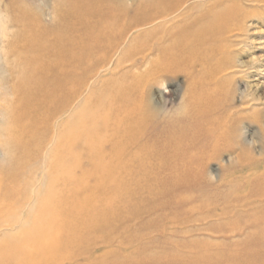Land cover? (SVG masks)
I'll return each instance as SVG.
<instances>
[{
  "label": "bare ground",
  "instance_id": "obj_1",
  "mask_svg": "<svg viewBox=\"0 0 264 264\" xmlns=\"http://www.w3.org/2000/svg\"><path fill=\"white\" fill-rule=\"evenodd\" d=\"M38 2L44 5L43 0ZM241 2L251 0H66L63 34L51 31L50 35L44 29L48 36H56L44 42L40 34L34 38L25 36L20 45L28 56L22 55L25 66L23 74L19 73L24 77L16 97L15 85L9 86L14 89L12 100H17V104H0V112L7 111L12 117L7 135L6 130L0 137V159L7 163L0 166V264H167L165 259H114L105 253L103 257L104 251L100 257L83 254L76 233L81 230L84 235L87 219L94 222L102 215L90 214L96 206L89 203L78 206L79 194L85 188L79 180L86 170L76 176L85 157L82 153L88 154L85 159L92 168L82 176L83 180L87 175L104 181L173 177L182 182L189 176L200 178L210 162H220L225 155L229 156L228 166L264 164V148L254 152L256 130L249 131V123L261 116L255 107L263 105L262 98L236 90L230 93L228 80L221 75L225 64L220 58L224 49L220 43L231 34L227 23L241 15L239 9L238 12L226 5ZM1 16L0 70L8 60L7 50L4 52L1 46L5 38H12L5 36L7 28ZM18 32H14L16 38L12 40H18ZM15 62L16 70L21 71V62ZM9 63L11 60L5 62L6 67ZM82 66L91 71L80 77ZM97 69L106 70L116 80L96 133L93 131L90 141L82 142V137H78L82 128L75 124L73 111L80 89L96 78ZM179 78L183 80L178 90L169 95L180 99L181 113L168 118L167 109L174 102L152 96V90L172 86ZM88 91L90 94L91 89ZM59 123L60 127L53 130L54 124ZM257 128L264 143V126ZM260 198H264V191L258 202L263 201ZM101 199L95 202L100 204ZM86 204L94 208L89 209ZM261 214L264 221V210ZM105 217L108 216H104V223ZM91 221L87 228L100 224L99 220L96 224ZM89 228L88 231L94 229ZM7 231L10 233H2Z\"/></svg>",
  "mask_w": 264,
  "mask_h": 264
},
{
  "label": "rangeland",
  "instance_id": "obj_2",
  "mask_svg": "<svg viewBox=\"0 0 264 264\" xmlns=\"http://www.w3.org/2000/svg\"><path fill=\"white\" fill-rule=\"evenodd\" d=\"M37 2L38 0H0V15H2V21L7 28L5 36L15 39L14 32H18L17 29H20L18 33H15L16 36L18 34L19 41L17 39L12 40V38H5L6 40L4 39L3 44L7 40H9V44H2L1 46L4 52L9 49V51L11 50L10 52H14L15 54H10L9 51V54L7 51L5 52L8 60L6 59L3 62V68L0 70V80H4L3 84H0V92L3 93H0V104L9 105V103L6 102V94L11 91L13 92L14 89L12 90L11 88L15 85L17 91L13 93L16 97L21 77H24L19 72L22 73V69H24L25 66L22 58L28 56L26 54L24 55V49L20 45L21 42L25 41V36H27L26 38H34V36L40 34L43 36L42 39L44 42L51 40L53 37L56 38L54 34H52V37L50 36L52 33L51 31H54L57 35L63 34L64 32L63 29L65 28L66 21L63 18L65 12L63 5L66 0H43L46 6ZM226 6L238 12L240 10L241 15L238 16L234 22L227 23L231 26V30L233 31L229 29L231 34L225 36V41L223 40L220 43V47H224V49H222L223 51H221L223 53L220 58L223 61L222 63L225 64V71H223L221 75L228 80L226 83L228 84L230 93L236 90L237 92L241 91L262 98L263 105L255 107V110L261 114L260 118L256 119V122L249 123V131L253 133L254 130H256L254 132V137L256 136L254 152L257 153L264 148L262 147L264 143L262 139L258 137L257 132V127H259V125L264 126V0H251L249 3H229ZM58 11L60 13H58ZM14 12H16L18 16ZM17 19H20V21ZM38 22L40 27L37 25ZM22 24L25 27H22ZM229 25H225V28H228ZM13 28L17 29L15 30ZM36 28H40L42 31ZM44 29L50 34L49 36L47 33H44L46 32ZM29 32L31 34L30 37L27 35ZM223 44L225 46H223ZM217 45L216 49L219 48ZM12 55L14 56L12 57ZM30 55H33V53ZM11 57L15 59L12 60ZM9 59L12 64H14L16 60H18V63H23V67L21 63V65L19 64V66H21V69L19 67L21 71L16 70L18 67L16 64H14L13 66L15 67H13L10 66L11 63H9L8 67H6L7 63L5 64V62L10 61ZM214 63L215 59L212 61V64ZM4 67L10 68L11 70H6ZM226 69L228 71H226ZM4 70L9 72L6 73ZM89 70L91 71L89 67L82 66L79 72L81 75L78 76H85L90 72ZM100 70L101 69H97L98 75L96 78L87 81L80 89L82 93L80 91L79 100L73 111L75 113L74 117L76 116L77 119L75 124L79 128H82L81 132L83 134L80 133V135H78L79 138L80 136L82 137L80 138L82 142L87 140L90 141L92 136L96 133L98 128L96 126L97 122L105 115L108 109L107 107H109L110 88L116 80V77L110 76L106 70L102 72H100ZM10 71L12 74H9ZM3 73L6 74V77ZM15 73L17 75H13ZM182 80V78H179L177 83L172 86L165 85L152 90V96L158 98L161 96L160 98H164L167 103L174 102L173 106L167 109L168 118L176 117L178 113H181L180 99H177L176 95L169 94L173 90H178V85ZM4 83H6V85ZM9 86H11V88ZM89 89H91V96L89 94L90 91H88ZM97 89L100 91L99 94L97 93ZM86 91H88L89 96L86 94ZM12 92L10 93L12 94L11 97H13ZM92 92L97 94L94 95ZM107 96L109 97L108 100ZM90 97L92 98L91 103ZM10 103V105L13 104L12 106H15L17 100L11 99ZM90 105L92 106L91 108ZM103 109L106 111H103ZM78 112L80 114H77ZM87 119L90 120L88 121ZM78 120L79 125L77 124ZM11 122L12 117H10V126L12 125ZM82 125L85 126L86 129H84ZM54 126L53 130H56L58 126L60 127V123L58 125L54 124ZM6 130L2 129L3 133L0 137H4ZM7 133L8 130L5 135H7ZM257 138L261 140H257ZM82 154V157H85L82 158L84 160H81L82 166L80 165L78 167L81 171L77 169L76 176H80L83 169L86 170L81 174L82 179L79 180L80 177L78 178L80 184L85 188H83L82 192L79 194L78 200L80 201H78V206L82 203L81 206H85V203H89L88 205L90 206H96V211L90 214H95V217L102 215V219L98 217L94 218V222L90 220L93 224L98 223L99 220L100 224H90V228L88 227L89 230L97 226L96 228L88 231L87 226L90 221L87 219V223L85 222L86 226L84 225L87 229L86 233L83 235L81 230H79V234L76 233V238L82 243L81 246L84 255L88 254V256L93 257H100L102 255L103 257L108 256L114 259H165L167 264H264V221L261 220V212L264 210V198H260L263 200L262 202L257 201L260 197V193L264 191L263 163L260 165H253L252 167L228 166L227 161L229 160V156L225 155L220 162H210L200 178L197 179L193 176H189V179L182 180V182L175 180L176 178L173 177H166L165 179H156L152 177L146 179L142 178L140 181L138 178L124 177V180L121 179L120 181H104L96 177L90 178L87 175L84 176L85 179L83 180L82 176L86 172H89L88 170H92V168L89 167L88 160L85 159L88 154ZM5 161L6 159H0V166H6L7 163ZM211 175L216 178L213 179ZM95 181H97V183ZM126 181L129 183H126ZM99 182H101V184ZM104 182L106 183L104 184ZM176 185L181 186L176 187ZM104 188L106 189L105 191ZM118 188H122L123 190ZM96 190L98 193H96ZM45 191H42V194H46L47 192ZM109 192L112 193L110 194ZM83 194L88 198L87 200L82 196ZM102 194H104L103 197ZM94 195L99 197L97 198ZM109 195L111 196L107 197ZM100 199L103 201L97 204L98 202L95 201H100ZM88 200L91 201L92 205ZM101 205L103 207H101ZM83 208L84 207H82V209ZM101 208L102 210L103 208L106 209L103 210L104 212L108 211L107 213L105 212L107 215ZM85 209L83 210L85 211ZM104 216H108L105 217V223ZM88 232H91V234L89 235ZM103 232L105 234H103ZM2 233L10 232L7 231ZM104 253L106 256L103 255Z\"/></svg>",
  "mask_w": 264,
  "mask_h": 264
},
{
  "label": "clouds",
  "instance_id": "obj_3",
  "mask_svg": "<svg viewBox=\"0 0 264 264\" xmlns=\"http://www.w3.org/2000/svg\"><path fill=\"white\" fill-rule=\"evenodd\" d=\"M7 101L10 105V101L12 99L11 94L7 93ZM10 126V115L9 112L4 111V112H0V129H4L6 130L8 127ZM6 155V154H5ZM213 179H215L216 177L211 175Z\"/></svg>",
  "mask_w": 264,
  "mask_h": 264
}]
</instances>
